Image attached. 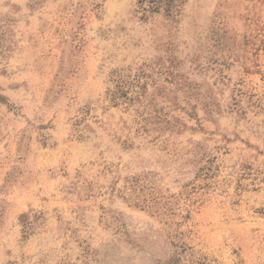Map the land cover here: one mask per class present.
<instances>
[{
    "label": "rangeland",
    "instance_id": "obj_1",
    "mask_svg": "<svg viewBox=\"0 0 264 264\" xmlns=\"http://www.w3.org/2000/svg\"><path fill=\"white\" fill-rule=\"evenodd\" d=\"M171 5L0 0V264H264V0Z\"/></svg>",
    "mask_w": 264,
    "mask_h": 264
},
{
    "label": "trees",
    "instance_id": "obj_2",
    "mask_svg": "<svg viewBox=\"0 0 264 264\" xmlns=\"http://www.w3.org/2000/svg\"><path fill=\"white\" fill-rule=\"evenodd\" d=\"M141 10L146 11H157L161 6L167 7V9L172 6V0H138ZM127 75L122 74L120 70H117L113 77V87L108 89V95L110 100L114 104H118L120 100L129 103L131 101V95L133 92L137 93L135 87L138 86L137 83L127 80ZM130 93V94H129Z\"/></svg>",
    "mask_w": 264,
    "mask_h": 264
}]
</instances>
